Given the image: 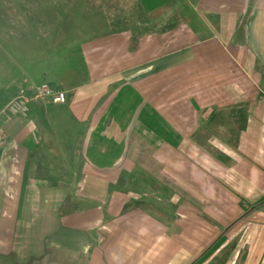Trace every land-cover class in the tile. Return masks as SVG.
Returning a JSON list of instances; mask_svg holds the SVG:
<instances>
[{"label":"crops","instance_id":"crops-1","mask_svg":"<svg viewBox=\"0 0 264 264\" xmlns=\"http://www.w3.org/2000/svg\"><path fill=\"white\" fill-rule=\"evenodd\" d=\"M144 5L0 118V264H264V0Z\"/></svg>","mask_w":264,"mask_h":264},{"label":"rangeland","instance_id":"rangeland-1","mask_svg":"<svg viewBox=\"0 0 264 264\" xmlns=\"http://www.w3.org/2000/svg\"><path fill=\"white\" fill-rule=\"evenodd\" d=\"M152 17L161 16L149 13L144 0H0V118L19 115L10 111L13 102L28 107L36 101L34 86L47 83L57 54L74 51V35L81 39L135 24L146 31ZM79 25L87 27L75 31Z\"/></svg>","mask_w":264,"mask_h":264},{"label":"built area","instance_id":"built-area-1","mask_svg":"<svg viewBox=\"0 0 264 264\" xmlns=\"http://www.w3.org/2000/svg\"><path fill=\"white\" fill-rule=\"evenodd\" d=\"M32 96L35 100H47L53 103H59L65 101V93L62 91L53 90L48 83L42 82L37 86H34ZM27 106L21 102H13L10 106L12 113H18L19 115L25 116L27 113ZM4 138V133L0 130V141Z\"/></svg>","mask_w":264,"mask_h":264}]
</instances>
